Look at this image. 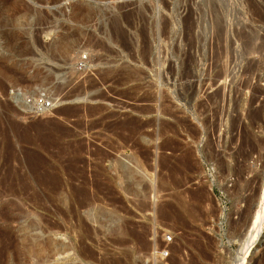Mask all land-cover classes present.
Segmentation results:
<instances>
[{"label":"rangeland","instance_id":"rangeland-1","mask_svg":"<svg viewBox=\"0 0 264 264\" xmlns=\"http://www.w3.org/2000/svg\"><path fill=\"white\" fill-rule=\"evenodd\" d=\"M263 206L264 0H0V264H264Z\"/></svg>","mask_w":264,"mask_h":264},{"label":"bare ground","instance_id":"bare-ground-1","mask_svg":"<svg viewBox=\"0 0 264 264\" xmlns=\"http://www.w3.org/2000/svg\"><path fill=\"white\" fill-rule=\"evenodd\" d=\"M260 115V114H259ZM258 117V116H257ZM97 154V153H96ZM102 154V153H101ZM106 155V154H105ZM105 155H104V157H105ZM103 157V158H104ZM97 158V157H96ZM35 162V161H34ZM34 162H33V164H34ZM36 163H38L37 161H36ZM31 164V163H30ZM36 165H38V164H36ZM35 166V165H34ZM31 167H33V166H31ZM36 169V167H33V170H35ZM167 170V169H166ZM185 170V169H184ZM36 171V170H35ZM180 200V199H179ZM179 203H182V202H179ZM184 203V202H183ZM183 205V204H182ZM251 205V204H250ZM169 207V206H168ZM264 207V206H263ZM161 208V207H160ZM164 208V207H163ZM167 208V207H166ZM171 208V207H170ZM168 209V208H167ZM166 209V211H163L164 213H163V215L165 216V218L167 217V218H169V216L171 217V215H170V213H172L171 211H169V209L167 210ZM193 211V210H192ZM258 212V211H257ZM260 213V212H259ZM257 214V213H256ZM173 216V215H172ZM257 219V218H256ZM261 220V219H260ZM257 221V220H256ZM257 224V223H256ZM262 225V224H261ZM255 228V227H254ZM127 235L128 234H131V235H135V232H133V231H128L127 233H126ZM117 235V234H116ZM130 235V236H131ZM141 235H144V234H138V236H141ZM146 237V236H145ZM137 238V237H136ZM141 238H143V237H141ZM48 239V238H47ZM139 239V238H138ZM145 238H143V240H144ZM46 240V239H45ZM34 241H36V240H34ZM34 241H32V242H34ZM48 241V240H47ZM46 241V242H47ZM121 241V240H120ZM34 245V244H33ZM36 245V244H35ZM39 246V245H38ZM42 246V245H41ZM40 246V247H41ZM47 246V245H46ZM46 246L44 247V246H42L43 248H46ZM35 247V246H34ZM48 248V247H47ZM46 248V249H47ZM29 249V248H28ZM37 249H39L38 247H37ZM30 250V249H29ZM42 250V249H41ZM40 250V251H41ZM40 251H38V252H40ZM180 251V250H179ZM47 252V251H46ZM28 253V252H27ZM48 253V252H47ZM46 253V254H47ZM35 254V253H34ZM47 257V256H46ZM242 257V256H241ZM42 258V257H41ZM44 259H45V257H44ZM47 259V258H46ZM48 260V259H47ZM47 260H46V262H47ZM238 260H240V256L238 257ZM45 262V261H44ZM243 264V263H242Z\"/></svg>","mask_w":264,"mask_h":264},{"label":"built area","instance_id":"built-area-1","mask_svg":"<svg viewBox=\"0 0 264 264\" xmlns=\"http://www.w3.org/2000/svg\"><path fill=\"white\" fill-rule=\"evenodd\" d=\"M169 255V253L167 252L166 256Z\"/></svg>","mask_w":264,"mask_h":264}]
</instances>
